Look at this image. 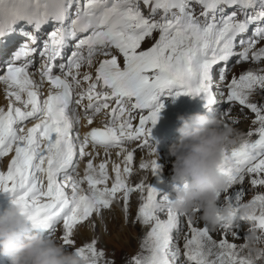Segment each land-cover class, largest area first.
<instances>
[{
  "label": "snow or ice",
  "instance_id": "obj_1",
  "mask_svg": "<svg viewBox=\"0 0 264 264\" xmlns=\"http://www.w3.org/2000/svg\"><path fill=\"white\" fill-rule=\"evenodd\" d=\"M193 2L201 7L203 20L190 10ZM140 3L150 7L147 17L142 14ZM256 5L257 0H0V39L14 34L25 38L26 43L14 54L13 60L20 59L21 55L46 57L40 77L41 84L47 81L49 85L47 97L42 100L41 85L29 73L30 62L20 66L9 62L0 69L4 73L0 75V84L6 85L4 95L8 101L7 110L0 108V158L13 154L7 170L0 172V192L11 197V203L33 228L55 229L62 224L63 246H71L74 229L94 214L99 217L102 210L110 209L118 194H122L126 220L130 194L146 191L136 220L142 225L151 224L142 242V249L148 245L149 254L133 257L131 264H178L180 250L171 249L172 233L180 223V216L171 207L173 200L168 196L158 199L156 190L150 186L145 189L142 183L135 187L126 184L133 152L126 151L123 145L126 141L143 139L141 149L148 147L155 156L148 138L163 108L157 103L160 95L199 97L206 107L211 106L215 103L211 91L214 65L226 64L233 55L238 56V62H247L249 53L253 62L264 60V48L254 50L264 40V28L254 29L252 37L240 41L247 47L242 52L235 51L237 37L245 34L251 25L264 22V0H259L258 9ZM222 6L253 9V12L245 11L243 18L238 19V13L232 11L217 19L216 13L222 11ZM158 11L162 15L156 20ZM49 23L58 26L39 48L30 46L37 44V36L18 27L27 25L38 33ZM153 32H158L159 38L148 49L140 50L141 43ZM69 40L74 42V50L67 63L60 65L61 74L54 75L51 62L61 56ZM85 48L86 56L81 52ZM113 48L123 58L122 67L109 50ZM98 53L106 58L99 62L95 79L87 72L79 79L82 65L91 67ZM81 83H86L87 88L74 99V87ZM98 85L103 91H96ZM228 89L227 101L254 113L253 123L259 127L246 133L249 139L238 147L222 153L223 160L217 171L225 178V191L242 183L245 174L253 177L250 180L253 187L264 186V105L249 101L254 91L264 90V74L249 70L233 78ZM85 99L87 105L83 103ZM113 100L115 107L109 112V123L103 129L90 130L77 152L71 134L75 113L72 106L83 107L87 116L89 110L98 114L108 109L109 101ZM135 110L140 115L138 126L134 127L131 112ZM223 115L226 113L221 115L222 121ZM33 119L39 122L26 130L18 127ZM87 122L93 123L91 116H87ZM253 136L257 138L251 139ZM89 144L93 149L102 147L106 155L111 148L120 149L118 156L126 152L123 174L120 165H113L115 176L110 188L105 163H100L97 170L89 161L81 180L70 174L77 156L83 158L88 154L85 150ZM149 167L155 175L159 168L156 159L150 165L140 164L141 169ZM85 182L87 192L81 188ZM180 190L181 186L175 185L174 191ZM241 195V192L235 194V202L229 198L227 216L222 215L224 208L218 205L219 227L227 234L237 220L255 221L260 231L258 240L264 239V195H256L250 204H241ZM257 204L259 215L253 209ZM244 207L250 209L246 218L240 214ZM165 211L167 219L161 221L157 214ZM187 223L190 238L185 237L183 253L187 264H254L250 257L241 254L242 245L237 250V245L226 238L217 244L207 227H195L190 217ZM233 236L239 238L235 233ZM95 245L96 241L92 240L74 254L85 264H99L104 253L97 251Z\"/></svg>",
  "mask_w": 264,
  "mask_h": 264
},
{
  "label": "clouds",
  "instance_id": "obj_2",
  "mask_svg": "<svg viewBox=\"0 0 264 264\" xmlns=\"http://www.w3.org/2000/svg\"><path fill=\"white\" fill-rule=\"evenodd\" d=\"M180 127L178 142L168 149V156L174 158L171 182L181 186L175 191L171 204L179 216L199 218L215 228L218 224V193L225 191L226 183L217 169L225 151L230 152L246 140L238 129L224 126L220 118L201 114L177 117ZM186 185V187H184ZM250 209H241V216L247 217ZM222 215L227 216V208ZM256 231L246 233L243 255L254 264H264V239ZM0 257L10 264H85L75 254L66 253L64 246L55 236L43 238L33 231L32 225L11 204L0 214ZM258 258V259H257Z\"/></svg>",
  "mask_w": 264,
  "mask_h": 264
},
{
  "label": "bare ground",
  "instance_id": "obj_3",
  "mask_svg": "<svg viewBox=\"0 0 264 264\" xmlns=\"http://www.w3.org/2000/svg\"><path fill=\"white\" fill-rule=\"evenodd\" d=\"M8 42H9V44H11L13 42V39H10ZM241 48H243V47H241ZM5 49H7L6 46L4 47L3 50H0V69H2V67H3L2 64L9 63V61H7L5 63H2L3 59L6 58V56H7V54L4 53L6 51ZM248 61H252L251 60V56H249V60ZM233 64L234 63H231L230 67L227 69V72L224 73L223 78H221V79H219L217 81L220 85L225 84L227 81H229L230 77L234 74V71H233L234 69L237 70V69L241 68V67H235L234 69L231 70V67H232ZM235 64L236 65H241L242 63H235ZM29 73L31 74L32 79L38 85H41L40 88H39L40 96H41V99L42 100L45 99V96L48 93V89H49L48 84H46L44 82L41 84V78H40V76L37 73L33 72L32 70H29ZM5 88H6V85L0 84V108H4L5 110H7L8 101L5 99V95H4ZM17 106H19V105H17ZM238 106L239 105H237V107H236L235 105H230L229 103H224L223 104V107L219 111L220 112V115L226 113V115H223V117L225 116L223 122L224 123H227L228 126H231V127H234L236 129H238L242 133H245V131H246V129L244 130V128L251 127L252 125L258 126V124L253 123V121L255 120V114H252V112L250 110H248V109L245 108L243 110L244 113L245 112H247V113L250 112L251 113V114H248V115H242V118L247 119L246 120L247 122L244 120L243 123L239 125V127H235L233 125V123H232V121H235L234 120V117L235 116L236 117L239 116V118L237 119L238 122L241 121V120H243V119H240V116L241 115L238 113V111H241V110L238 109ZM72 107H74V106H72ZM74 108H75V113L73 115V130H72V133L71 134H72V137L74 139V143L76 145V150L78 152L79 151V145L81 143H83L84 138H85V135L87 134V131L91 127H95V126L102 125L103 122H104V120H105V117L102 116L101 114H97V115H94V116L87 115V116H91L92 119H93V123L92 124H88L86 114H83L80 111H78L77 110V107H74ZM242 108H244V107H242ZM226 110H227V112L224 113V111H226ZM226 116H228V117H226ZM250 118H251V120H249ZM36 122H37V120H35V119L29 120V121L25 122L24 125H18V127L23 126V127H25V130H26L27 127L33 126V124H35ZM244 136H245L246 139L248 138L247 135H244ZM131 145L132 144L130 143L127 146L123 145V147H124V149L126 151H129V148H130ZM85 151L88 153L87 155H85L83 158H81L79 156H77V158H76L77 161H78V164H79L80 169L77 167L79 169L77 171H74L77 168H74V170H70V174L73 176L74 179L81 180L84 177L86 165H87V163L89 161H91L93 163L94 167H96L97 170H98V165L100 163H105L106 164V169H107V173H108V176H109V180H108V183H107V186L108 187L112 184V182L114 180L115 174L112 171L114 164L115 165H120L121 172L123 174V167H124L123 161H124V156L126 155V152H121V154L118 156L117 155V152L120 151V149L111 148V149L108 150V154L106 155L105 154V150L102 147L97 146L95 149H93L92 146H91V144H89V146L86 148ZM110 153H112V155H110ZM150 153L151 152H149L148 148L147 149H144V150H141V151H138V150L137 151H133V162L130 165V167L134 171H137L140 174V176L138 178H136V179L130 177L129 175L127 177H125V182H126V184L129 187H132L136 183L141 182L145 186V189L148 186H150L151 188H154L156 190V192H158V188H157L158 182L162 178V176L167 172L166 170L172 169V165H173V162H174V158L168 156V150H167L166 153L164 152V154H162L161 152H155V156L152 155V154H150ZM12 155L13 154H9L6 157L0 158V160H1V162H0V172H4V171L7 170V166H8V164L11 161ZM78 158H79V160H78ZM153 159H156V163L159 166L158 171H157V173L155 175L152 174L150 167L148 169H146L145 171H143L140 168H138V165H140L141 163H146V164H149L150 165V162ZM165 159H168V161H170V163L169 164H167V162L165 163V161H164ZM163 169H164V171H163ZM250 178H253V177L250 176ZM61 179H62V177H61ZM249 185H251L250 182H248L247 186H249ZM98 187H101L102 188V187H104V185H100ZM81 188L85 192H87L88 191V185H87V183L86 182L85 183H82L81 184ZM240 189H242V188H240ZM67 191H68V194L71 195V189L69 188ZM137 192H139V191L132 192V194L130 196H132V195L137 196V197L139 196L140 197V201L138 203L137 202L136 203L134 202L133 208L130 209L129 211L127 210V215L130 218L134 219L136 223H140V222H138L136 220V215H137L138 208H139L140 204L143 202L142 197H145L146 198V191L143 192V193L141 192L138 195H137ZM234 194H235V192H233L231 195H227L226 198H223V199H226V201H227V203L225 205L222 204V203H220V202H218V205L220 207H222V208H227V205H228V202H229V198H232L233 202H235L234 201V197L235 196H233ZM244 197L245 196L243 195L242 198H244ZM121 198H122V194H121ZM119 201H120L119 203H120L121 209L124 212L123 199L122 200H119ZM247 201H249V200H246V201H245V199L244 200H240V203L241 204H247ZM11 204H12L11 203V197L7 193L0 192V214L3 212L4 206H6V205H9L10 206ZM248 204H250V203H248ZM256 206H259V205L258 204L257 205H254L253 208L259 209ZM111 208H113L112 205L110 206V209ZM103 211H106L105 214L109 217L108 218V223H107L108 224V228L114 227L115 226L114 223H115V221L117 219H121V223L123 222L122 216L120 218V214H116L115 215V212L116 211H114V210L109 211V209L108 210H103ZM165 213H166V211H165ZM124 216H125V213H124ZM157 216H158V218L161 221H165L166 220V218L163 215H159V213L157 214ZM184 219H188V217L180 216V223H179V225L181 223H183ZM192 220H193V218H192ZM98 223H101V222H98ZM193 225L195 227H197L195 223ZM236 225H238L236 227L237 228L236 229L237 231H234V232L231 231V232H229L230 241L228 239H227V241L230 242V243H231V241H233V240H231V238L234 237L233 236V233H235V234L236 233L242 234V232L243 233H247V232H249L251 230V223H249V222H246L244 224H240L238 222ZM240 226L241 227L243 226L244 228H240ZM58 227H59V230L63 231L62 224H58ZM186 227H188L187 221H186ZM150 229H151V224H149V226L145 229L144 233H142L141 240H143V241L145 240L143 238L146 237V235L150 231ZM244 229H246L245 232H244ZM118 230L120 231V234H121L122 231L124 232L125 228L122 225V226L119 227ZM185 230H186V228H185ZM47 233H48V230L45 231L41 236L44 238ZM120 234L118 236H120ZM73 236L74 237H77V238L78 237H81V239H84L85 237H88V238L92 239L93 236H94L93 223H92V221L89 220V221L83 223L82 225L77 226L74 229ZM55 237L57 238V234H56ZM180 238H182V236ZM60 241L61 240H59L58 242H60ZM235 244L237 246L240 245V243H235ZM81 245H84V244H81ZM68 247H72V246H68ZM74 247H79V246H74ZM171 249L172 250H175L176 248H172L171 247ZM181 252H182V255L179 257V260L181 259V261L183 260L184 263H185L186 262V258L183 255L184 250H182ZM7 263L10 264V262L8 260H7Z\"/></svg>",
  "mask_w": 264,
  "mask_h": 264
},
{
  "label": "rangeland",
  "instance_id": "obj_4",
  "mask_svg": "<svg viewBox=\"0 0 264 264\" xmlns=\"http://www.w3.org/2000/svg\"><path fill=\"white\" fill-rule=\"evenodd\" d=\"M191 4H193V3H191ZM256 8L257 9L259 8V3H257ZM262 26L264 28V22H262ZM252 28H254V27H252ZM241 46H243V45H241ZM241 46L236 48V51H239ZM255 47H257L255 50H258L260 48H264V40H261L259 43H257ZM236 63H240V62H236ZM230 65H231V63L227 64V66L224 70V73H226V71L230 67ZM235 67H241V68L235 70L234 69ZM232 69H234L233 70L234 74H237V73L244 74L249 70L257 71V72L264 74V72H261V70H264V60H261L258 63L252 62V61H247V62H243L241 65H236L234 63L231 67V70ZM249 99H250L249 101L252 103L264 105V90L257 89L256 91H254L250 95ZM234 105L237 107L236 104H234ZM238 109L241 110V111H238V113L241 115L240 119H243V120L238 122L237 119L239 118V116H237V117L235 116L234 120L236 121V123H233V125L235 127H239V125L242 124L244 120L245 121L247 120V119L242 118V115L251 114L250 112L244 113L243 110L245 108H242V106H240V105L238 106ZM225 112H227V110L224 111V113ZM252 114H254V113H252ZM226 117H228V116H226ZM216 118H221V115L220 114L217 115ZM224 118H225V116L223 117V120H224ZM249 120H251V118ZM258 127H259V125L258 126L252 125L251 127L244 128V130L246 129L244 135H246V133H248L249 131H255ZM255 138H256L255 136L251 137V139H253V140ZM247 139H249V137ZM124 145L127 146L129 144H124ZM144 149L145 148L141 149V147H133V144H132L129 148V151H131V152L137 151V150L141 151ZM167 150L161 151V153L164 154V152L166 153ZM110 155H112V153H110ZM78 160H79V158H78ZM164 161H165V163L167 162V164L170 163V161H168V159H165ZM0 162H1V160H0ZM77 167L80 169L78 161L76 159V163H75L74 168H77ZM78 168L74 171L79 170ZM138 168H140V165H138ZM141 170L145 171L146 169H141ZM163 171H164V169H163ZM129 176L136 179L140 176V174L137 171H134L133 169H131V174ZM251 179L252 178H250L249 175L245 174L244 181L242 183H236L232 187H230L226 191H224L223 194L221 195V197H219L218 202L225 205L227 203V201H226V199H223V198H226L227 195H231L233 192H235V194L237 192H241L242 193L241 200H244V199H245V201L249 200L247 203H251V201L253 200V198L256 195H264V186H256V187H253L252 185L247 186L248 182H250ZM137 184H141V182L136 183L132 187H135ZM240 188H242V189H240ZM139 193H141V192L140 191L137 192V195ZM235 194L233 196H235ZM243 195L245 196L244 198H242ZM119 200H122L121 194H118L117 199H115L112 202L111 205L113 206V208L109 209V211L114 210V211H116L115 215L120 214V218L122 216V220H123L122 223H121V219H117L114 223L115 226L112 228H108L107 223H108L109 217L105 214L106 211L102 210L99 217H97L94 214L89 219L92 221V223L94 225V227H93L94 236L92 239H90L88 237H85L84 239H81V237H78L79 239L77 237H74V236L71 237V239L74 241L73 245H71L72 247L84 246L87 242L89 243L92 240H95L96 241L95 247H96L97 251H103V253H104L103 258L99 261V264H131L133 257H136V256L144 257V256H147L149 254L146 251V248L148 245L145 244V247L142 249V242H144V241L141 240L142 233H144L145 229L149 225H142L141 223H136L135 220L130 218L128 215H127V218L125 220L124 212L121 209ZM139 201H140L139 196L138 197L134 196V195L130 196L129 202H128V211L133 208L134 202L138 203ZM256 207L259 208V206H256ZM159 215H163L167 219V213L162 212V213H159ZM186 221H188V219H184L183 223H181L178 226V230H174L172 233L173 239H172L171 247L172 248H179L180 256L182 255L181 251L184 250V244L183 243H185V241H184L185 237L190 238V232H189V228L186 227ZM98 222H101V223H98ZM238 222L240 224H244L245 221H243V220L235 221L232 232L237 231L236 227L238 225H236V224ZM194 223L200 229L207 227L209 229V234L215 243L218 244L221 239H225V238L230 241L229 232L227 234H225L224 230L221 229L218 224L215 226V228L211 227L210 225H208L205 222H203L202 220H200L199 214L197 216H195V218H193V224ZM122 225L124 226L125 230H124V232L122 231V233L120 234V231L118 229ZM185 228H186V230H185ZM240 228H244V227L240 226ZM245 231H246V229H244V232ZM62 232L63 231L59 230L58 225L56 226L55 229L50 227L48 233L46 234V236L44 238H46V239L51 238L53 236H56V234H57V240H59L58 235H63ZM256 232L258 234H260L259 231H256ZM119 234H120V236H118ZM245 235H246V233H243V232H242V234L236 233V236H238L239 238H234V237L231 238V240H233V241H231V243H240V245L237 246V250H239V247L244 243ZM181 236H182V238H180ZM143 239H145V238H143ZM81 244H84V245H81ZM214 251H217V249H214ZM65 252L68 253V251H66V250H65ZM241 254L243 255V253H241ZM178 264H187V261L184 263V261L183 260L181 261V259H180Z\"/></svg>",
  "mask_w": 264,
  "mask_h": 264
}]
</instances>
